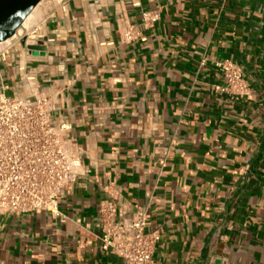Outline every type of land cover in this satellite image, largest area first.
<instances>
[{
	"label": "crops",
	"instance_id": "0c3cea01",
	"mask_svg": "<svg viewBox=\"0 0 264 264\" xmlns=\"http://www.w3.org/2000/svg\"><path fill=\"white\" fill-rule=\"evenodd\" d=\"M39 5L43 39L13 40L0 90L49 96L83 173L64 218L0 214V264H124L101 247L108 202L124 217L148 209L162 264H264V0ZM222 61L245 94L225 90Z\"/></svg>",
	"mask_w": 264,
	"mask_h": 264
},
{
	"label": "built area",
	"instance_id": "2783aa9c",
	"mask_svg": "<svg viewBox=\"0 0 264 264\" xmlns=\"http://www.w3.org/2000/svg\"><path fill=\"white\" fill-rule=\"evenodd\" d=\"M62 8H66V2ZM158 19L156 12L142 14L145 25ZM40 25H23L24 34L16 35L0 48V62L10 53L13 40L38 44L43 39ZM135 33L128 26L122 31L127 41ZM217 66L225 74V90L245 94L248 87L242 70L231 61L219 62ZM53 111L54 103L45 94L10 96L1 87L0 214L48 212L64 218L60 201L83 173V150L67 135L66 124L53 121ZM100 218L104 250L120 255L124 264H162L153 256L160 234L149 228L150 214L146 207H136L132 216L124 217L115 203L108 202L101 207Z\"/></svg>",
	"mask_w": 264,
	"mask_h": 264
},
{
	"label": "water",
	"instance_id": "95a60500",
	"mask_svg": "<svg viewBox=\"0 0 264 264\" xmlns=\"http://www.w3.org/2000/svg\"><path fill=\"white\" fill-rule=\"evenodd\" d=\"M43 0H0V43L24 34L23 25ZM39 53L38 51L34 52Z\"/></svg>",
	"mask_w": 264,
	"mask_h": 264
},
{
	"label": "bare ground",
	"instance_id": "6f19581e",
	"mask_svg": "<svg viewBox=\"0 0 264 264\" xmlns=\"http://www.w3.org/2000/svg\"><path fill=\"white\" fill-rule=\"evenodd\" d=\"M40 8V5H38L34 11L29 15V17L26 19L25 23H24V26L25 27H29L33 18L35 17L36 13L38 12V9ZM9 43V40L3 42V43H0V48L7 45Z\"/></svg>",
	"mask_w": 264,
	"mask_h": 264
},
{
	"label": "rangeland",
	"instance_id": "374dc122",
	"mask_svg": "<svg viewBox=\"0 0 264 264\" xmlns=\"http://www.w3.org/2000/svg\"><path fill=\"white\" fill-rule=\"evenodd\" d=\"M39 10V9H38ZM36 17V16H35ZM35 17L33 18V20H32V22H31V24H30V26L29 27H31V26H33L34 25V23H35Z\"/></svg>",
	"mask_w": 264,
	"mask_h": 264
}]
</instances>
